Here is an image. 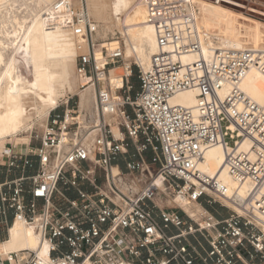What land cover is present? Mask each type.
Instances as JSON below:
<instances>
[{
  "label": "built area",
  "instance_id": "1",
  "mask_svg": "<svg viewBox=\"0 0 264 264\" xmlns=\"http://www.w3.org/2000/svg\"><path fill=\"white\" fill-rule=\"evenodd\" d=\"M208 1L264 22V0ZM141 2L156 50L135 90L132 64L120 45L94 37L83 0H53L45 11L49 26L79 40L75 75L79 90L92 87L95 108L81 113L68 97L48 112L36 145L0 152V246L15 221L45 243L43 253L0 249V264H264V104L240 88L250 68L264 75V48L223 44L199 27L193 0ZM117 66L122 84L112 88ZM190 89L193 106L171 102ZM216 144L228 174L249 184L243 198L198 170ZM160 194L200 209L160 205ZM214 203L230 212L217 217Z\"/></svg>",
  "mask_w": 264,
  "mask_h": 264
},
{
  "label": "bare ground",
  "instance_id": "2",
  "mask_svg": "<svg viewBox=\"0 0 264 264\" xmlns=\"http://www.w3.org/2000/svg\"><path fill=\"white\" fill-rule=\"evenodd\" d=\"M16 1L0 0V34L4 36L0 37V140L22 132L28 133L35 114L40 117L39 123L45 126L49 109L57 106L67 89L73 91L70 73L73 71L78 53V39L68 31L49 26L44 20V13L53 0H21L28 9L27 15L21 21L15 17ZM75 2L78 3L80 0ZM83 2L96 28L98 27L94 37L97 38L100 33L107 36V31H111L115 24L119 25L122 33L128 36V43L123 51L124 58L132 55L141 65L139 66L141 69H147L156 50V40L141 0H83ZM193 2L195 19L199 27L209 30L223 44L238 49L264 48V29L257 31L255 38L247 34L254 31L246 28L243 21L246 19L261 27L264 26V22L208 0ZM8 25L12 26L11 31L8 30ZM16 35L19 39L13 48L10 46L14 38L12 36ZM243 37L245 39L242 40ZM253 39H257L258 43H252L250 40ZM9 47L13 48L11 53L6 52ZM192 58L193 55H187L183 59L188 61ZM122 73L121 66L111 68L108 80H114ZM240 88L255 102L264 104V75L256 68L249 69L240 83ZM79 100V107L87 109V112L91 108L93 110L92 87L83 89ZM37 102L40 108L36 106ZM171 102L187 107L193 106L196 103V90L177 93ZM32 110L35 111L34 115ZM246 146V142L241 145L242 148ZM225 156L226 151L222 146L218 144L210 146L199 161L198 170L223 184L227 196L234 199L243 198L249 190V184H239L228 174L224 167ZM159 185L162 190L163 185L160 181ZM176 201L189 211V202L182 198H176ZM227 203L233 207V204L228 201ZM8 234L9 239L7 241L5 239L0 246L3 252L20 249L44 252L45 243L41 242L39 233L33 227L15 221L10 230L8 229Z\"/></svg>",
  "mask_w": 264,
  "mask_h": 264
},
{
  "label": "rangeland",
  "instance_id": "3",
  "mask_svg": "<svg viewBox=\"0 0 264 264\" xmlns=\"http://www.w3.org/2000/svg\"><path fill=\"white\" fill-rule=\"evenodd\" d=\"M29 3L30 2H28V4ZM30 4H32V3H30ZM14 9H15V17L19 21H21L27 15L28 9H27L26 5L23 4V2L21 0H17L16 1L15 6H14ZM251 18H253V17H251ZM243 24H244V26L246 28L251 29V30L254 31L253 32L254 34L253 33H250V32L247 33V34L248 35H251V36H253L255 38H256V32L259 31L260 29H264V26L263 27L258 26L259 24L255 23V22H251V21L246 20V19H244ZM8 30H10V31L12 30V26L11 25H8ZM103 35L104 34L100 33L99 35L96 36L99 43H110V42L115 41L116 42L115 44L120 45V47L122 48V51H125L126 46H127V43H128V36L122 33L119 25H116L115 24L113 26V28H112L111 31L110 30L107 31V36H105V35L103 36ZM0 37L1 38L2 37L4 38V36L2 34H0ZM12 37H14V38L12 39V43L10 45L11 47H13L15 44H17V41L19 39V37L17 35L16 36H12ZM243 39H245V37H243L242 40ZM250 41H252V43H258V40L257 39H253V40H250ZM11 47H9L8 49H6L7 50L6 51L7 53L8 52L11 53V51L14 48V47L13 48H11ZM125 60H126V62L129 61L132 64L134 76L132 77L131 83H132V86H133V90H135L136 87H137V83H138L137 82V79H136V76H135V73L140 68L139 66H141V65H139L136 62V59L134 58V56L132 57V55L129 58H127V59L125 58ZM70 75H71L70 76L71 77L70 80L72 81L71 84L73 86V91H68V89H67L65 95L60 99V101L57 104V106L59 105L58 108L60 110L64 108V101L68 97H71L72 96L73 100L78 101L80 99L81 92H83V90H79V84H78L79 83V80H78L77 76L75 75V66L73 68V71L71 70ZM108 83L111 85L112 88H116V87L121 86V84H122L121 75L118 76V77H116V78H114V80L113 79L110 80V81L108 80ZM79 102H80V100H79ZM32 106L33 105H31V107ZM36 106L38 108H40L38 102L36 103ZM94 107L95 106L93 105V110H94ZM80 108H81V112L82 113H84V111L87 112V109H85V108L83 109V107H81V106H80ZM50 110L51 109H49V111ZM93 110L91 108L90 110H88V112H92ZM32 112H33V115H34L35 114L34 113L35 111L32 110ZM48 112H47V114H48ZM39 120H40V117L39 116H36V114H35L34 115V118H33V123H32L31 129L29 130L28 133L22 132L20 134L18 133V135L14 136V137L9 136V137H6L3 140H0V152H2V151L5 150V146L6 147L13 146L16 151H18V152H24L29 144L30 145H32V144H35L36 145L37 142L34 141L33 136L35 135V133L40 132L44 128V125L43 124H40L39 123ZM157 200L160 203V205L173 206V205L176 204V203H173L169 198H165L161 194L158 196ZM175 206L178 208V206H180V204L179 205L176 204ZM189 207H190V209L187 212L189 214H192V215L195 213L196 210H198L200 208L199 205H197L196 203H193V204L190 203L189 204ZM209 208L211 209V207H209ZM212 208L218 209L219 212L222 213L223 216H226L230 212V209L228 207L222 206L219 203H214L212 205ZM12 225L10 227H12ZM10 227H9V230H10ZM9 236H8V238H6V241L9 239Z\"/></svg>",
  "mask_w": 264,
  "mask_h": 264
},
{
  "label": "crops",
  "instance_id": "4",
  "mask_svg": "<svg viewBox=\"0 0 264 264\" xmlns=\"http://www.w3.org/2000/svg\"><path fill=\"white\" fill-rule=\"evenodd\" d=\"M210 211H212L217 217H222V213L219 212L218 209L211 208Z\"/></svg>",
  "mask_w": 264,
  "mask_h": 264
},
{
  "label": "trees",
  "instance_id": "5",
  "mask_svg": "<svg viewBox=\"0 0 264 264\" xmlns=\"http://www.w3.org/2000/svg\"><path fill=\"white\" fill-rule=\"evenodd\" d=\"M212 208V207H211ZM210 209V208H209Z\"/></svg>",
  "mask_w": 264,
  "mask_h": 264
}]
</instances>
